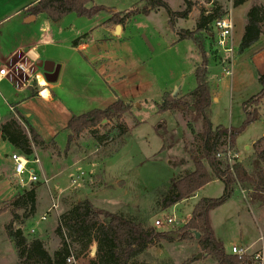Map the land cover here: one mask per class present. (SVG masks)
I'll return each instance as SVG.
<instances>
[{"label": "rangeland", "instance_id": "1", "mask_svg": "<svg viewBox=\"0 0 264 264\" xmlns=\"http://www.w3.org/2000/svg\"><path fill=\"white\" fill-rule=\"evenodd\" d=\"M31 1L33 0H0V20ZM165 1L174 11L184 8L183 0ZM192 1L198 18L195 15L188 20L177 18V31H195L201 9L213 16H220L226 11L217 0ZM253 1L256 4H252ZM139 2L94 0L95 5H101L105 9L90 18L70 12L52 22L55 43L42 46L39 51L42 58L46 57L45 59L53 62L61 60L66 65L61 71L59 69L57 80L53 82L57 85L50 91V101L36 98L20 108L24 117L28 116V123L49 144L45 149L34 146L37 151L28 156L39 160L40 171H37L39 164L28 163V167L37 171L39 181L19 186L17 179L12 176L9 159V155L18 150L0 135V207L14 196L35 187L36 204L37 195H40L41 205H45V213L41 216L43 219L40 217V220L34 222L35 212L25 218L28 211L19 209L14 223L16 226L13 227H19L27 240L40 238L51 255L60 244V237L55 232L59 215L67 211L73 202L87 196L97 207L109 212H123L143 221L145 227L158 231H175L189 219L193 205L200 198L218 197L223 192V183L214 180L199 189L195 196L165 209L161 207V200L170 191L173 180L188 168H193L190 151L193 152L196 147L195 138L201 130V122L193 121L188 112H159L157 104L164 92L173 96L177 87H180L181 94L195 87L193 65L200 60V53L191 39L176 41L173 33L176 30L168 23L169 16L163 7L153 9L148 14H130L121 34L117 35L118 30L113 33L111 30L116 23L115 19H111V12L115 9L119 15L126 14L131 8L141 7L143 2ZM243 3L234 10L235 55L230 73L224 72L223 67L226 65H220L217 59H224L225 55H217L213 39L207 38L206 31L201 30V34L206 36L204 49L208 57L209 85L214 96H217V100L210 103V120L214 125L239 127L247 111L254 106L251 102L246 104V101L260 89L258 68L252 61V52L257 47L252 50L247 48L243 52L238 49L243 17H246L244 9L247 12L251 5H264V0H244ZM23 14L25 10L22 9V15H11L0 22V57L16 44L26 43L35 37L38 27L43 25L44 14L38 15L35 22H30V31H27L20 21ZM212 21L213 19L206 30H211L209 26ZM104 24H109L110 30ZM79 35L83 36V42L88 45L81 52L70 48L71 42ZM260 36H264V31ZM56 64L59 65L58 62ZM35 71L47 85L50 83L45 79L41 67L36 65ZM12 72L16 79L23 80L22 70L13 68ZM37 75L33 74L32 85L39 89L38 94L45 96L37 83ZM5 87L15 97L23 94L17 92L13 84H6ZM8 93L3 97L9 98ZM178 95L179 93L176 94ZM117 97L131 103L130 113L108 122L103 120L92 129L83 130L68 140L69 132L65 125L72 115L85 113L93 108H104ZM1 98L0 94L1 105L8 114L9 109ZM258 113V118L245 125L236 136L240 161L249 172L254 151L264 148V139L259 140L264 135V99ZM11 116L27 131L26 124L13 110L0 126ZM121 126L126 128L123 133H120ZM256 140L259 141L254 143ZM58 185L65 188L62 193L59 192ZM250 193V183L235 184L232 195L209 212L214 234L223 239L226 248L230 247V242H238L240 235L243 239L256 237L259 235L258 228L264 227V211L257 209L254 201L258 195ZM262 203L264 204V200ZM261 209L264 210V207ZM55 213H59L57 218H54ZM166 217L174 218L175 222L169 226L154 225L156 219ZM11 218L9 210L0 214V264H14L18 260L6 232V225ZM170 236V240H161V257L169 258L174 264H217L197 246L194 238L180 240L177 236ZM241 242L245 243L246 240ZM70 247L71 250L76 248L75 243H70ZM248 247L247 252L250 251V242L242 244V248L247 250ZM155 248L153 251H156ZM88 251L89 248L79 258L88 255ZM195 253L200 254L198 259H195ZM140 258V262L156 260L150 251ZM75 261L78 263V258Z\"/></svg>", "mask_w": 264, "mask_h": 264}, {"label": "trees", "instance_id": "2", "mask_svg": "<svg viewBox=\"0 0 264 264\" xmlns=\"http://www.w3.org/2000/svg\"><path fill=\"white\" fill-rule=\"evenodd\" d=\"M93 1L37 0L28 10L32 15L43 13L51 21L59 20L70 12L90 18L98 11L105 9L101 5H95ZM139 1V3L143 2L141 7L131 8L123 15L114 13L111 19H115V23L121 25L134 12L148 14L153 9L163 7L169 16L168 23L173 27L177 18H187L194 6L192 0H183L184 8L174 11L165 0ZM243 2L244 0L232 1L234 6ZM204 11V9L200 11L195 31L188 29L177 31L179 40L191 39L200 53V60L193 65L195 87L176 97L164 92L160 103L157 104L159 112L166 110L179 113L188 112L193 121L200 120L201 122V130L195 138L196 147L193 152L190 151L193 168L186 170L184 174L173 180L170 191L161 200V207L165 209L194 195L198 189L214 178L223 183L222 194L214 198H200L193 205L189 219L175 231H158L145 227L141 220H136L123 212L106 211L94 205L90 199L83 198L73 202L67 211L59 215L55 232L60 237V244L51 255L40 238L27 240L21 229L15 228L16 224L14 223L18 218L17 210H27L28 214L24 215L25 218L35 212L36 190L35 187H32L14 196L0 207V214L6 210L12 214L10 222L6 225V232L17 253L18 260L14 264H72L66 259L69 256L75 260L79 258L87 251L92 240L96 241L97 251L102 253L106 264H127L130 259L146 250L153 243L170 240V233H176L180 240L194 238L200 249L214 259L217 264H249V256L238 257L236 254L226 251L223 241L214 234L209 212L232 195L235 184L250 183V192L258 195L254 201L262 202L264 200V148L255 151L250 162V172L243 163L235 159V156L232 157L234 159L232 162H229L225 157L227 151L235 154L236 136L245 125L259 116L258 108L264 99V72L257 76L260 85L259 91L246 101V104L251 102L254 106L247 111L242 124L239 127H226L221 124L213 127L210 120L211 95L207 67L208 57L204 49L206 36L201 34V30L206 31L207 38L211 39L206 27L217 16L208 15ZM263 31L264 5H251L246 12V23L238 50L242 52L250 47L258 40ZM76 41L77 39H74L72 43L75 44ZM43 91L48 93L47 89ZM131 108V103L117 98L104 108H93L85 113L72 115L65 125V129L69 132L68 140L83 130L92 129L103 120L108 122L130 113ZM14 112L18 118L24 121L27 131H24L11 116L0 126L1 138L27 156L32 154L33 146L41 149L47 148L49 144L44 142L38 132L27 122L24 115L17 110ZM125 129L124 126H121L120 133L125 132ZM261 139H264V135L259 138V140ZM171 145L172 143L169 144V146ZM13 225L15 226L13 227ZM196 233H198V237H196ZM70 243H75L76 248L71 250Z\"/></svg>", "mask_w": 264, "mask_h": 264}, {"label": "crops", "instance_id": "3", "mask_svg": "<svg viewBox=\"0 0 264 264\" xmlns=\"http://www.w3.org/2000/svg\"><path fill=\"white\" fill-rule=\"evenodd\" d=\"M218 3L220 5H222V7L227 11H230L231 15H232V18H233V22H234V10L235 9H238L239 8V5L237 6H233L232 5V1L230 0H217ZM37 2V0H33L31 1L29 4H26L22 7L23 11L25 10V14H23L22 18L20 19L21 23L24 26V29H26L27 31H30L29 29V24L30 22H35L38 18V15H42L43 13H38L36 15H32L28 8L32 5H34L35 3ZM247 1H245L246 3ZM245 3H243L245 5ZM252 4H256L254 1ZM257 4H260V3H257ZM242 5V6H244ZM22 9L18 8L16 9L14 12L10 13L9 15H6L5 17H3L1 21H4L5 19H7L9 16L11 15H22ZM195 7L193 6L190 13L188 14V17L185 18L186 20H188L189 18L193 17L194 15L196 16V18H198V16L195 14ZM246 9H244V13L246 14ZM112 14L114 13H118L115 9L113 10V12H111ZM45 17V15H44ZM128 18V17H127ZM127 18L124 20V22L119 25V24H113V29L111 31H113V33L115 32V28H116V25H119L120 28L118 29V34L117 35H120L121 32H122V29L123 27L125 26V23L127 21ZM60 20V19H59ZM58 21V20H56ZM56 21H51V20H48L46 17L42 19V24L43 25H40L38 27V31L36 33V36L30 38L26 43H18L16 44L7 54L3 55L0 57V67H5L6 69H10L9 70V73L6 77L2 78L0 80V94L2 96V101L4 104H6L7 108L9 109L8 111V114L6 113V111L4 110V108L2 107L1 105V102H0V123L4 122L7 117H9V115L11 114V110H10V107L12 108V110H17L18 112H20L21 114L24 115L23 111L20 110V108L25 104L27 103L28 101L30 100H34L36 98H40V99H43L44 101H50L52 99V96L50 94V91L52 92L53 89L55 88V83L53 82H50L46 83V89L49 93V95H45V96H41L40 94H38V91L39 89H36L33 85H32V81H33V74L37 75L38 73H35V69H36V65H37V62L38 60H51V59H45L46 57L42 58V55L40 53V47L42 46H46V45H53L55 42L54 40V35H53V28H52V22H56ZM243 28H244V25L246 23V17L244 15L243 17ZM104 27L108 30H110L109 28V24H104ZM243 28L241 29L240 31V39H241V36H242V33H243ZM173 29H175L176 31H173V33L175 34V37H176V41L179 42L181 40L178 39V35H177V27H175V23H174V26H173ZM180 30V29H179ZM76 43L73 44L71 42V46L70 48L73 50V51H83V50H86L88 45L87 43H84L83 42V36L79 35L77 38ZM239 39V41H240ZM254 47H257L255 50H253L252 52V61L254 62L255 66L258 68V72L259 73H263L261 72L262 70H264V36H260L259 39L254 42L252 45H250V47H248V49L252 50ZM243 52V51H242ZM207 54V53H206ZM17 57L15 60L14 58ZM47 58H52V57H47ZM14 60V61H13ZM53 60V59H52ZM15 62H18V64L22 67V72H23V80H20V79H16L15 76H14V73L12 72V69H20L18 67H16L14 65ZM56 62H58V65L59 66V69L60 71L63 69V67H65L66 63L64 61H61V60H57L55 61L54 60V63L56 64ZM57 65V64H56ZM208 67V66H207ZM58 69V71H59ZM209 69V68H208ZM21 70V69H20ZM260 70V71H259ZM38 76V75H37ZM58 76V74H57ZM37 79V78H36ZM57 80V79H56ZM55 80V81H56ZM6 84H13L14 88L16 89L17 92H22V96L20 97H15L13 96L12 94L8 93L7 90H6V87L5 85ZM40 87V86H39ZM42 87V86H41ZM180 87H177V92L176 94L179 93V95H182L180 92ZM41 89V88H40ZM5 93H8V97H3V95ZM186 93V92H185ZM184 94V93H183ZM210 95H211V101H215L217 100V96H214L213 94V91L211 90L210 88ZM118 98V97H117ZM116 98V99H117ZM8 99H10L8 101ZM27 122L30 123V121L27 119L28 116L25 117ZM212 123V122H211ZM212 126L215 127L216 125H214L212 123ZM257 150V149H256ZM255 150V151H256ZM33 151L34 153L37 151L36 148L33 146ZM255 151H254V154H253V157L255 155ZM235 154H236V157H237V160L239 162H241V158L239 157V152L235 146ZM253 158L250 159V162ZM39 164V167L37 168V171H40V163ZM190 170V168H188ZM36 171V170H35ZM36 171V172H37ZM42 173V171H41ZM59 173V172H58ZM45 175V174H44ZM45 177V176H44ZM42 177V178H44ZM214 180H218V179H212L211 181H214ZM210 181V182H211ZM220 181V180H219ZM209 183V182H208ZM207 183V184H208ZM58 184H61V183H58ZM206 185V184H205ZM60 185H58V189H59V192L62 193V191H64L65 188H61L59 187ZM203 187V186H202ZM201 187V188H202ZM200 188V189H201ZM199 190V189H198ZM197 190V191H198ZM196 191V192H197ZM196 192L194 193V195L190 196V197H193L195 196ZM40 195H37V204H36V211H35V216H36V220L34 222H37V219L40 220V217L45 213L44 211V207L45 205H41V200H40ZM51 197V196H50ZM86 198L90 199L89 196H87ZM189 198V197H188ZM91 200V199H90ZM184 200V199H183ZM92 201V200H91ZM93 203V202H92ZM255 205H257V209H260L261 211H264L262 210L261 208L264 207V204L262 202H258V201H255ZM47 206V205H46ZM47 209V208H46ZM40 210V212L38 213V211ZM59 213H55V216L54 218L58 216ZM56 221V219H55ZM258 234L256 237H253V236H250L248 237L247 239H243V237L240 235V239L238 242L236 241H232L229 243V245L231 244H238L242 247V244H249L250 242V251H248L249 247L247 248L246 250V254L248 256H250L257 248H258V241H257V245L255 246V243H256V240L259 236H263L264 238V227H261V228H258ZM220 240L223 241L222 238H218ZM242 240H246V242L248 243H242L241 241ZM224 243V241H223ZM225 244V243H224ZM198 246V245H197ZM255 246V248L253 249V247ZM157 249H156V248ZM162 247V242H155L154 244H152L149 248H147L146 250H144L143 252L139 253L138 255H136L135 257H133L132 259H130L127 264H174L170 261L169 258H164V256L161 257L160 255V250L159 248ZM153 248L156 249V251H153ZM252 249V250H251ZM227 252H229V247L226 248ZM151 252L152 254H154V257L156 260H151V261H144V262H140L141 258L143 255H146L148 254V252ZM194 254V253H193ZM197 253H195L196 255ZM160 256V257H159ZM190 257V256H189ZM0 258H2V254L0 252ZM155 261H158L157 263ZM76 264H106L105 260H104V257L102 255L101 252H98L97 251V246H96V242L95 241H92L91 245L89 246V251H88V255L82 257V258H78V263L76 262ZM194 264V263H193Z\"/></svg>", "mask_w": 264, "mask_h": 264}, {"label": "built area", "instance_id": "4", "mask_svg": "<svg viewBox=\"0 0 264 264\" xmlns=\"http://www.w3.org/2000/svg\"><path fill=\"white\" fill-rule=\"evenodd\" d=\"M211 30H209V35L214 41V48L216 50L217 55H225L224 59H218L220 65L225 64L226 67H223L224 72L230 73L231 67L233 65V58H234V43H233V27L234 22L230 11H225L220 16H217L213 19L210 26ZM14 65L21 70L22 67L15 62ZM10 69H6L5 67H0V80L6 77L9 73ZM10 110L12 108L10 107ZM236 155L231 154L230 151H227L225 157L229 162H231V158ZM9 159L11 161L12 166V176L17 179V183L20 187H24L25 185L39 181L38 174L35 170L28 167V163H39L37 157L29 158L27 155L22 154L21 152H12L9 155ZM26 174V178L24 179V175ZM54 205H52L53 207ZM55 207V206H54ZM41 219H43L41 217ZM175 220L172 217H166L162 220L156 219L154 221V225H162L165 224L169 226L170 224L174 223ZM230 254H236L238 257L241 256H248L246 254V249L236 245L231 244L229 247ZM67 262L75 264L76 261L72 256H69ZM249 264H264V239L262 236L258 238V248L249 256Z\"/></svg>", "mask_w": 264, "mask_h": 264}, {"label": "water", "instance_id": "5", "mask_svg": "<svg viewBox=\"0 0 264 264\" xmlns=\"http://www.w3.org/2000/svg\"><path fill=\"white\" fill-rule=\"evenodd\" d=\"M119 28H120V26L116 25L115 31L118 30ZM37 66H39L43 69L44 77L47 81L53 82L56 80L59 66L56 65L53 61H51V60H38ZM176 91L177 90L175 89L172 97L176 96ZM169 235H172L174 237L177 236L176 233H170ZM196 237H198V233H196ZM199 257H200V254L197 253L195 255V259H198Z\"/></svg>", "mask_w": 264, "mask_h": 264}, {"label": "bare ground", "instance_id": "6", "mask_svg": "<svg viewBox=\"0 0 264 264\" xmlns=\"http://www.w3.org/2000/svg\"><path fill=\"white\" fill-rule=\"evenodd\" d=\"M37 83L40 85V88L42 90H46V88H42V87H44L46 85V81L39 75L37 76ZM45 95H47V93H45Z\"/></svg>", "mask_w": 264, "mask_h": 264}]
</instances>
